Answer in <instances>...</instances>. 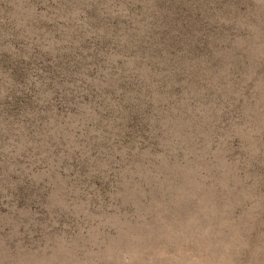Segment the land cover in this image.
Returning a JSON list of instances; mask_svg holds the SVG:
<instances>
[{
    "label": "rangeland",
    "instance_id": "1",
    "mask_svg": "<svg viewBox=\"0 0 264 264\" xmlns=\"http://www.w3.org/2000/svg\"><path fill=\"white\" fill-rule=\"evenodd\" d=\"M0 264H264V0H0Z\"/></svg>",
    "mask_w": 264,
    "mask_h": 264
}]
</instances>
